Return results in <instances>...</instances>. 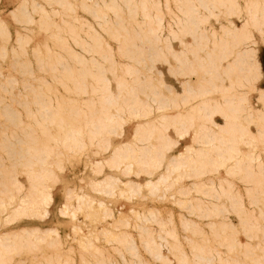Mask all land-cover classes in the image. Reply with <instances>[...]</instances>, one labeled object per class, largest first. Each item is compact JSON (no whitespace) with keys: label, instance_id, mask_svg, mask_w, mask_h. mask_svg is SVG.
Here are the masks:
<instances>
[{"label":"bare ground","instance_id":"1","mask_svg":"<svg viewBox=\"0 0 264 264\" xmlns=\"http://www.w3.org/2000/svg\"><path fill=\"white\" fill-rule=\"evenodd\" d=\"M103 1L101 4L98 0H85L83 7L97 19L105 20L101 23L103 30L118 44L116 52L91 25H87L86 38H80L76 26L78 18L74 16L76 10L71 0L32 2L34 10L41 14L40 27L55 26L52 40L66 52L62 55L50 48L45 52L34 49L39 68L50 72L54 80L73 97H61L58 86H47L44 76H40L41 84L33 90L37 100L20 104L26 109L25 118L13 104H4L0 97V111L10 122L3 129L0 148L12 160L8 166L0 156V264H12L16 255L35 253L42 244L56 241H49L52 234L59 235L54 227L26 224L5 229L22 217L48 216L54 201V186L61 182L56 168H63V157L70 153L78 154L92 145L110 151L105 161L95 162L97 171L101 173L105 164L110 167L124 165L126 174L134 167L136 175L147 174V185L156 187L169 180L172 174L182 171L189 177L200 179L188 185L187 194L195 188L215 200L229 196L231 210L239 215L244 232L248 238L251 237L255 216L244 209L243 198L235 193L234 181L225 176H215L222 168L229 175H239L248 184L246 190L252 201H258L256 194L264 193V161L255 167L252 162L259 157H254L253 152L247 155L240 147L242 142L264 143V110L252 108L247 94L240 90L246 84L254 89L261 77L252 29L264 35V0H246L245 6L242 0H175L180 13L174 16L170 8L172 21L168 25L165 24L167 17L160 0ZM27 3L28 0H18L8 10V17L32 24L35 18L25 9ZM166 3L169 7L171 0H166ZM48 5L57 6L48 8ZM51 12L60 15L57 26L51 21ZM110 13L114 14V21L106 20ZM222 14H225L226 22L221 23L218 30L210 19L219 20ZM235 16L242 20L241 25L235 23ZM16 33L17 43L25 44V34L20 29ZM67 34L71 42L66 40ZM187 34L192 36L189 42L183 40ZM0 35L11 36L9 19L2 16ZM174 39L183 46L179 52H170ZM163 41L166 42V50L161 45ZM74 44L81 46L82 52L89 56L74 49ZM19 50L15 47L2 48L0 58H5L10 51L19 56ZM22 51L27 54V49ZM14 56L11 58L16 59ZM170 56L177 62L176 66H171V71L182 74L184 81L182 92L168 87L172 96L167 97L163 95L162 87L153 84V79L154 74H161L155 71V63L162 60L168 62ZM67 58L72 63L64 64ZM25 61L29 59L25 58ZM22 67L30 69V65L23 64ZM147 70H150V75L146 74ZM108 72L112 73V78ZM1 75L10 78L9 83L17 81L14 75H5L0 68ZM192 76L196 77V84L190 83ZM226 80L228 84L224 83ZM113 81L117 91L112 88ZM84 94L88 95V99L83 98ZM141 94L147 97L142 98ZM216 94L220 97H215ZM259 99L264 102V89H260ZM34 105L37 107L35 110L32 109ZM169 109L178 111L168 114L166 111ZM154 111H158L159 115L150 119ZM217 114L223 117L224 122L216 121ZM129 121H138L134 136L117 144L112 143L111 135H122L124 125ZM243 121L247 122V126ZM250 123L257 125V132L249 130ZM170 127L174 128L177 138L167 133ZM192 128H196L193 142L201 143L200 146L188 144L183 151L168 156V151L186 138ZM18 172L26 176L28 187L19 179ZM157 173L159 175L154 182L153 176ZM89 183L95 191L111 194H114L115 186L123 187L122 193H135L142 186L133 179L123 180L113 172L92 178ZM64 190L65 201L59 209L60 213H71L75 218L84 204L88 206L95 202L102 209L100 217L98 214L94 216L97 223L82 234V241L87 242L80 248L82 253L93 251L105 256L102 248L90 245L94 239L104 237L124 245L125 249H116L122 256L125 250L139 254L131 232L118 234L114 230L117 224L128 225L127 214L123 211L116 213L105 200L96 199L88 193L81 194L74 187L65 185ZM73 196L78 198L77 206L70 203ZM171 197L174 199L171 203L186 205L199 217L220 218L219 221H210L209 233L220 238L222 246L230 251L241 246L247 255H254V245L237 238L239 229L229 221L231 210L227 205L201 196L188 200L176 199L174 194ZM131 211L135 212V209ZM185 226L193 228V234L206 233L194 219H187ZM74 228L79 229L78 226ZM162 232L164 234L160 237L166 240L168 249L177 252V264H210L212 261L245 264L243 256H225L224 251L210 246L207 241L190 238L191 255H188L174 230L163 229ZM146 236L145 232L142 236L145 242ZM168 237L173 239V244L169 243ZM149 243L154 244L148 249L161 264L172 263V259L161 253L165 244ZM122 258L125 259V256ZM23 262L20 259L18 264ZM260 262L264 264V254ZM37 264H75V261L49 258L46 262L40 259ZM82 264L118 263L103 258L96 263L83 261ZM139 264L149 263L141 260Z\"/></svg>","mask_w":264,"mask_h":264},{"label":"rangeland","instance_id":"2","mask_svg":"<svg viewBox=\"0 0 264 264\" xmlns=\"http://www.w3.org/2000/svg\"><path fill=\"white\" fill-rule=\"evenodd\" d=\"M18 0H0V16L9 19V27L11 29V36H2L0 35V49L2 48H10L15 47L19 50V56H14L12 51L5 58H0V68L2 72L7 75L11 73L17 79L16 83H9L8 77L0 76V97L3 99L4 104H13L25 118V114H27L26 109H23L20 104L30 101L34 102L37 100L36 93L33 91L38 88V85L41 84L39 81L40 76H44L48 81L46 83L47 86H58L59 95L66 99H70V94H67L64 87L58 84L57 80H54L51 73L48 71H42L39 68V62L36 60L34 56V49H41L42 51H46L48 48L55 50L56 53H61L65 55V49L63 50L61 46L55 44L52 40V34L54 33L55 26L42 28L40 27V18L41 14L34 10L32 2L34 0H28L26 4V10L35 18V21L32 24H26L19 21V19L14 18L10 19L7 15L8 10H11L17 3ZM43 2L44 0H36ZM75 7L76 13L74 16L78 18L76 20V26L80 32V38H86V31L88 30L87 25H91L94 27L96 32L101 33L111 44L113 50L118 49V44L109 38V36L104 32L103 23L105 20L97 19L94 17V14L87 12L83 7L85 0H71ZM99 3L103 4V0H98ZM106 1V0H105ZM110 1V0H107ZM175 0H171L169 7H167L166 0H160L163 11L166 14L165 24L168 25L172 21L170 18L169 11L170 8L174 14L177 16L180 12L177 8ZM242 5H246V0H242ZM53 7L57 5H52ZM51 5H48V8H53ZM51 21L57 23L60 21V15L56 13L50 14ZM244 14V18H245ZM225 14H222L219 20H215L211 18L210 21L218 30H220L221 23H225ZM106 20H115L114 14H109ZM234 21L237 25L242 24V20L237 16L234 17ZM20 29L21 32L25 34V44L19 45L17 43V33L16 31ZM254 38L256 41L255 48L257 49L256 57L260 64L261 77L257 81L254 89L250 88L248 84L245 86H241L240 90L247 94V97L250 100V106L254 109H262L264 110V102L259 99L260 89L264 88V35L257 29H252ZM167 31H164L166 34ZM68 42H71V37L67 34L65 36ZM165 39V38H164ZM184 41H191L192 36L187 34L183 37ZM163 50H166V42L163 41L161 43ZM171 51L179 52L183 49L182 44L179 40L174 39L171 44ZM210 45H213L210 43ZM27 49V54L22 51V49ZM73 48L76 49L80 53H84L86 56L89 54L82 52V47L79 45H73ZM205 54V52H202ZM11 56L16 59L11 58ZM25 58H28L29 61H25ZM117 60L119 58L117 57ZM64 64H70L72 61L67 58V60L63 61ZM23 64L27 66L30 65V69H24L22 67ZM177 62L170 56V60L167 62L166 60L157 61L155 63V71H160L161 74H154L153 84L162 87L164 96H172L171 90L168 87H172L176 92H182L183 90V81L184 76L182 74H176L171 71V66H176ZM109 66V64H106ZM145 70V69H143ZM147 75H150V70L146 71ZM109 77H113L112 73L108 72ZM190 83L196 84L197 79L195 76H192L189 79ZM224 83L228 84L229 81H225ZM7 87V89L5 88ZM112 88L114 91H117L116 83L112 82ZM142 98H146V94H141ZM215 97H220V94L214 95ZM27 98V99H26ZM84 99H88V95H83ZM37 107L34 105L32 109H36ZM178 110H181L178 109ZM177 109H169L166 111L168 114H173L178 111ZM159 115L158 111H154L152 115L149 117L155 118ZM217 122L222 123L224 119L221 115L217 114L215 116ZM138 121H129L124 125V133L122 135L112 134L111 142L117 144L121 141H126L127 139L134 136L135 127ZM243 123L247 126V122L243 121ZM10 122L8 121L6 115L3 114L2 110L0 111V140L3 136V129H6V126H9ZM196 128H192L190 133L186 136V138H182L178 145L168 151V156L173 153H179L183 151L188 144H193L195 147H199L201 143L193 142L194 133ZM249 130L253 132H257V125L255 123L249 124ZM167 133L173 137L177 138V134L174 128L170 127L167 130ZM240 147L247 155L249 153L255 154L254 157H259L256 161L254 160L252 164L257 167L261 161H264V143L259 142L255 144H248L242 142ZM85 151L80 153H70L66 157H63L64 163L63 168H56V172L60 177L61 182L56 183L54 186V201L50 206V214L48 216L42 217H22L19 220L10 223L7 225L8 227L5 230H8L13 227H18L20 225H37L42 228L46 227H54L58 230V234H52L49 239L50 242L54 243L48 244L47 242L41 245V248L38 249L35 253L26 252L23 255H16L13 259L12 264H18L20 259H23L22 264H37L38 260H42L46 262L49 258H53L54 260L60 259V261H75V264H82L83 261H91L93 263L106 258L108 262L114 261L118 264H139L141 260L149 263V264H161V261L156 259V256L148 249L149 247H153V243H149L148 241H154L157 243L165 244L162 248L161 253H163L168 258L172 259L171 264H177L175 259V254L177 253L175 250H169L166 244V240H163L160 237V234H164L162 232L163 229L174 230L178 234V239L181 243H183V250L191 255L190 239L199 242L207 241L210 246H214L220 248L223 255H229L231 257L243 256L245 264H262L260 262V257L264 254V193L256 194V200L252 201L250 196L247 194L246 187L247 183L243 181V179L238 175H229L226 173V169L222 168L217 174V177H227L234 181L235 183V193L238 192L240 196L244 200V209L251 215L255 216L253 219L254 227L251 229V237L248 238V235L244 232L241 225V218L239 215L231 210V199L229 196H223L220 200H215L212 197H207L205 192H199L195 188H192L190 193L187 194L188 185H191L193 182H197L198 178L189 177L186 172L180 174H172L169 180L159 183L158 187L153 185H147V180L149 179L147 174L140 173L136 175L134 172V167L129 170V174L125 173L126 167L124 165L110 167L108 164H105L102 168V173L97 171L96 161L106 160L109 157L110 151L101 150L97 145H92L86 147ZM0 148V156H2V161L4 160L5 165H10L12 160L8 159V154L3 153L5 150H1ZM253 150V151H252ZM3 151V152H2ZM6 155V157H5ZM1 169V164H0ZM128 171V170H126ZM113 172L119 175L123 180L133 179L139 183H142L140 189L134 192H124L121 191V186H115L114 194L105 193L100 191H95L90 185V179L99 178L103 176V173ZM17 173L19 179L28 187L29 182L26 176L21 172ZM158 173L153 176L154 182H156ZM205 181L207 178H204ZM63 182V183H62ZM65 185L74 187L77 189L79 193H88L95 197L96 199H103L105 202L111 207L115 212L123 211L127 214V218L129 220L128 225L117 224L118 226L114 229L118 234L122 231H129L132 233L134 242L137 247H139V254L134 251L125 250L122 255L118 253L116 249H125L122 243L114 239H106L104 237H100L98 239H94L90 244L92 247L102 248L104 250L105 256H102L96 252H81L80 248L82 245H86L87 242H83L82 234L87 232L89 228H92L97 222H95V215L99 213L101 214L102 209L99 207L98 203L95 202L91 205H85L81 210H78L76 213V217L74 218L71 213L62 214L59 209L62 203L65 201ZM26 187V188H27ZM79 187H82L80 190ZM76 193V191H74ZM73 192V193H74ZM174 194L176 199L188 200L194 197H204L206 200H215L221 204L227 205L231 212H229L228 217L229 221L234 224L238 229L237 238L240 241H250L255 249L254 255H247L246 250H244L241 246H237L234 250L230 251L226 246H222L220 243V238L210 235L209 233V223L211 220L219 221L220 218H207V217H199L196 213H192V210L186 207V205H177L171 203L174 199H172L171 195ZM78 198L73 196L70 200V203L77 206ZM135 209V212H132L131 209ZM95 216V217H94ZM187 219H194L199 225H201L205 230V234H193V228H188L185 226V222ZM74 226H78L79 229L74 228ZM5 227H2L3 229ZM148 231V234H147ZM146 232V240L145 242L142 238ZM170 244H173L172 238H167ZM61 247V250H60ZM247 255V256H245ZM127 263H126V261ZM3 264V263H1ZM210 264H219L217 261H212Z\"/></svg>","mask_w":264,"mask_h":264},{"label":"crops","instance_id":"3","mask_svg":"<svg viewBox=\"0 0 264 264\" xmlns=\"http://www.w3.org/2000/svg\"><path fill=\"white\" fill-rule=\"evenodd\" d=\"M264 89V88H263Z\"/></svg>","mask_w":264,"mask_h":264}]
</instances>
